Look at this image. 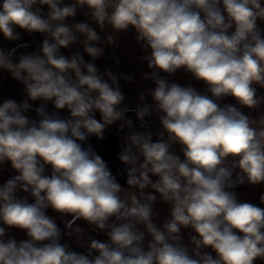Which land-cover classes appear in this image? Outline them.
<instances>
[{"label": "clouds", "instance_id": "1", "mask_svg": "<svg viewBox=\"0 0 264 264\" xmlns=\"http://www.w3.org/2000/svg\"><path fill=\"white\" fill-rule=\"evenodd\" d=\"M0 264H264V0H0Z\"/></svg>", "mask_w": 264, "mask_h": 264}, {"label": "crops", "instance_id": "2", "mask_svg": "<svg viewBox=\"0 0 264 264\" xmlns=\"http://www.w3.org/2000/svg\"><path fill=\"white\" fill-rule=\"evenodd\" d=\"M121 47L116 50L117 54L120 56L121 59V65L119 67L115 66L112 63L111 57L108 58L106 61H102V64H107L109 67L113 69V71L118 72H124V73H132L136 72L137 74L143 69V65L139 64L135 56L133 55V52L135 51V44L134 40L131 35L128 36H122L121 37ZM183 82V81H182ZM123 83V82H122ZM142 81H139L138 78V84L137 85H129L124 83V91L128 94V98L130 100L135 99L134 91L136 87H139L142 85ZM251 193V190H249ZM253 196L254 193H251Z\"/></svg>", "mask_w": 264, "mask_h": 264}]
</instances>
